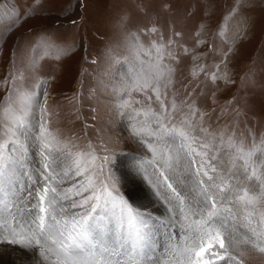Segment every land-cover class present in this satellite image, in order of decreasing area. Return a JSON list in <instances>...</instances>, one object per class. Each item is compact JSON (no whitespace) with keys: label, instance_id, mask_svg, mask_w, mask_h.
Returning a JSON list of instances; mask_svg holds the SVG:
<instances>
[{"label":"snow or ice","instance_id":"6c2138e0","mask_svg":"<svg viewBox=\"0 0 264 264\" xmlns=\"http://www.w3.org/2000/svg\"><path fill=\"white\" fill-rule=\"evenodd\" d=\"M7 2L0 0V17ZM172 43L152 45L158 53L150 65L156 83L143 71L136 80L138 90H151L149 106L132 109V136L152 154L138 171L166 204L173 229H180L178 240L175 231L169 234L167 258L155 252L159 222L120 194L117 177L104 174L110 156L97 155L91 144L79 149L71 138L61 140L51 131L45 121L47 82L18 85L26 79L23 72L11 73L13 87L0 106V244L19 246L34 259L38 255L35 264H244L248 251L264 253V159L257 157V152L264 156V137L249 145L227 127L209 131L208 113L195 101L184 102L185 112L175 100L166 103L159 80ZM66 50L49 41L55 58ZM211 78L215 81V74ZM153 95L158 110L151 107ZM119 107L132 105L125 100ZM33 150L42 180L34 178L29 163Z\"/></svg>","mask_w":264,"mask_h":264},{"label":"rangeland","instance_id":"374dc122","mask_svg":"<svg viewBox=\"0 0 264 264\" xmlns=\"http://www.w3.org/2000/svg\"><path fill=\"white\" fill-rule=\"evenodd\" d=\"M4 12L0 106L13 87L11 73H24L26 79L18 85L46 81L48 128L61 140L71 138L79 149L91 144L97 155L110 156L104 174L117 177L120 194L159 222L155 252L157 258H167L169 234L175 231L178 240L180 229H173L166 204L138 171L152 154L132 136V109L146 110L152 93L136 88L137 76L143 71L156 83L157 72L150 65L156 64L158 53L152 45L172 40L163 54L159 80L166 103L175 100L185 112L184 102L195 101L197 109L208 113L209 131L227 127L247 144H259L264 137V0H8ZM153 27L156 32L146 31ZM49 41L67 49L59 59L49 51ZM125 100L131 108L119 107ZM151 107L159 109L154 95ZM39 115L37 111V120ZM257 157L264 159L260 152ZM29 163L34 178L42 180L34 150ZM27 200L35 203L32 197ZM0 259V264H35L39 257L0 244ZM242 259L244 264H264V253L250 250Z\"/></svg>","mask_w":264,"mask_h":264},{"label":"bare ground","instance_id":"6f19581e","mask_svg":"<svg viewBox=\"0 0 264 264\" xmlns=\"http://www.w3.org/2000/svg\"><path fill=\"white\" fill-rule=\"evenodd\" d=\"M134 164V163H133ZM132 177V176H131ZM130 177V178H131ZM132 180V179H131ZM148 183V182H147ZM138 185V184H137ZM151 186V185H150ZM139 187V186H138ZM137 188V187H136ZM152 188V187H151ZM139 189V188H138ZM153 191H155V190H153ZM151 192V191H150ZM139 193H141V191H139ZM154 202H155V200H154ZM151 203V202H150ZM157 212V211H156ZM160 213H161V211H160ZM10 253V252H9ZM11 254V253H10ZM7 255V254H6ZM3 256V255H2ZM5 256V255H4ZM11 256V255H10ZM13 256V255H12ZM30 256V255H29ZM14 257V256H13ZM3 258V257H2ZM11 259V258H10ZM13 259V258H12ZM1 260V259H0ZM14 262V261H13ZM5 263V262H4ZM2 264V263H1ZM12 264V263H11ZM31 264V263H30Z\"/></svg>","mask_w":264,"mask_h":264},{"label":"crops","instance_id":"0c3cea01","mask_svg":"<svg viewBox=\"0 0 264 264\" xmlns=\"http://www.w3.org/2000/svg\"><path fill=\"white\" fill-rule=\"evenodd\" d=\"M251 21V20H250ZM247 22H248V19H245L244 20V24L245 26L243 25V29H242V32L244 31V29H246V25H247ZM237 24V23H236ZM251 24V22H249V25Z\"/></svg>","mask_w":264,"mask_h":264}]
</instances>
